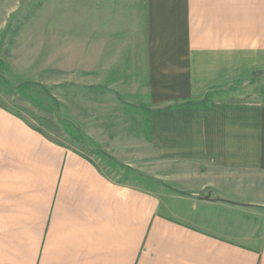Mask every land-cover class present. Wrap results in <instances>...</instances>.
<instances>
[{
    "label": "crops",
    "instance_id": "crops-1",
    "mask_svg": "<svg viewBox=\"0 0 264 264\" xmlns=\"http://www.w3.org/2000/svg\"><path fill=\"white\" fill-rule=\"evenodd\" d=\"M143 21V87L108 88L147 110L168 187L0 103V264H264V229L217 215L264 217V0H144Z\"/></svg>",
    "mask_w": 264,
    "mask_h": 264
},
{
    "label": "rangeland",
    "instance_id": "rangeland-1",
    "mask_svg": "<svg viewBox=\"0 0 264 264\" xmlns=\"http://www.w3.org/2000/svg\"><path fill=\"white\" fill-rule=\"evenodd\" d=\"M143 20L144 0H0V103L108 177L166 189L147 110L111 92L143 87ZM243 90L235 95L245 98ZM217 215L240 232L264 229V217Z\"/></svg>",
    "mask_w": 264,
    "mask_h": 264
},
{
    "label": "water",
    "instance_id": "water-1",
    "mask_svg": "<svg viewBox=\"0 0 264 264\" xmlns=\"http://www.w3.org/2000/svg\"><path fill=\"white\" fill-rule=\"evenodd\" d=\"M204 199H208V198L206 197V198H204Z\"/></svg>",
    "mask_w": 264,
    "mask_h": 264
}]
</instances>
